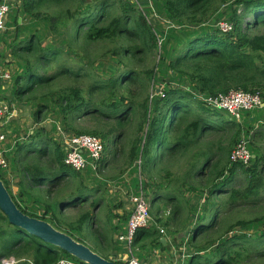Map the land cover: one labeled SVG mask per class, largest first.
Listing matches in <instances>:
<instances>
[{"label": "trees", "instance_id": "16d2710c", "mask_svg": "<svg viewBox=\"0 0 264 264\" xmlns=\"http://www.w3.org/2000/svg\"><path fill=\"white\" fill-rule=\"evenodd\" d=\"M20 1L23 14L57 32L63 43L60 48L44 46L35 32L25 38L15 33L10 55L21 71L9 74L12 96L6 102L0 96V101L26 99L35 105V123L40 124L50 109L66 132L99 138L103 153L97 163L102 169L117 167L114 176L140 160L141 180L134 178V186L145 193L154 223L185 233L183 238L188 235L193 253L186 264H264V229L260 230L264 227V163L258 168L263 156L255 154L248 166L232 162L230 151L240 136V125L221 118L191 93L167 87L162 96L151 100L158 32L144 12L128 0ZM153 2L164 7L159 8L174 29L200 25L222 6L233 5L225 20L231 24L230 32L216 27L192 35L174 47L166 65L193 82L201 95L242 90L260 95L264 102V0ZM108 56L116 58L115 74L97 76L94 64ZM87 122L91 128L82 127ZM33 133L15 145L12 156L20 177L18 198L32 202L20 204L0 172L13 202L22 213L48 222L111 260L110 235L119 227L112 225L110 214L102 215L106 187H90L88 176L65 165L62 144L44 126ZM237 175L242 179L235 184ZM186 194L197 198L190 201ZM114 216L124 221L122 215ZM187 222L193 224L190 231ZM249 229L254 234L245 232ZM162 236L151 223L149 229L136 232L133 244L160 246ZM8 258L16 264L74 259L10 224L0 211V260Z\"/></svg>", "mask_w": 264, "mask_h": 264}, {"label": "rangeland", "instance_id": "374dc122", "mask_svg": "<svg viewBox=\"0 0 264 264\" xmlns=\"http://www.w3.org/2000/svg\"><path fill=\"white\" fill-rule=\"evenodd\" d=\"M3 0H0V3ZM7 1L10 4V10L7 17V24L6 29L4 31V34L0 36V74H3L5 72L11 73L13 75L15 72H20L21 69L18 65H16V61L13 59V57L10 55L11 52V46L9 44L14 39L15 33H19L20 38H25L28 36L30 32H35L39 38H41L40 42L42 45H52L54 47L60 48L62 46V38L61 36L54 31H48V29L45 27L43 22H35L32 21L27 15L23 14L21 12V1L20 0H4ZM128 3L134 6V8H137L138 11H142L145 14L146 20L152 25V27L157 30L158 32V57L156 59V68H155V77L153 81V91L151 95V100H156V98H159L162 96L161 91L166 89L167 87H174L179 88L182 90H185L189 93H191L196 99L203 101V98L208 96H215V95H201L198 91V88L195 86L193 82H191L187 77L175 74L172 72L166 65L167 60H170L174 56L175 52V46L180 47L183 43H185L192 35L196 33L202 32L204 29H211L216 30V23L219 20H228L231 14L233 13V5L230 6V3L222 6L215 14L211 15L209 18H206L204 22L200 25H190L186 26L180 29H174V25L167 20L166 15L163 13V6L157 4V6L154 4L153 0L150 2L148 0H128ZM161 7V8H159ZM16 21L18 23V26L16 24ZM231 25V24H230ZM177 28V27H176ZM18 30V31H17ZM232 30V29H231ZM167 34V35H166ZM164 38H167L166 43H164ZM160 56H163L165 60L160 58ZM264 64V61H263ZM137 65L135 64L134 67ZM115 68H116V58L112 57H105L101 58L97 61V63L94 64L93 73L97 76H100L102 78H110L113 74H115ZM11 75L8 80H4V86L2 88L3 95H0L1 98L6 102L12 94L11 92ZM11 89V90H10ZM229 92V91H228ZM260 96V95H259ZM54 98L53 100H55ZM262 107L255 108L252 110H245L242 111L240 114V119L234 120L231 115L227 114L225 111L222 110H215L211 109L213 111H216L218 113V116L225 120H229L231 122H236L241 127L240 136L238 137L237 141L242 139L246 142L247 150L250 153L251 159H253L255 154H258L259 156H263V159L258 165V168H260L261 164L264 163V102L262 101V97L260 96ZM7 104V103H6ZM37 104V103H36ZM8 112L7 116L11 117L12 120L6 123L7 127V142H6V153L5 157L8 163V166L5 170L0 169V172L3 176V179L8 184V187L10 185H14L17 188L15 196H17L18 201L20 204L28 205L32 202L29 200L25 201V198H18L19 193V185L15 184L17 180L14 178V174L17 175V173H13V168H15L13 162H12V156L14 154L15 145L19 142H23V138H27V135H32L33 132H36L37 128L44 126L45 131L48 132V134L56 140L58 143H63V140L71 133L66 132L61 122L55 117L54 114H49V110L43 115L40 120L42 121L37 124L35 123L34 113H35V105L28 102L25 99L22 102H12L7 104ZM53 111L55 110V106L53 105ZM83 128H91L92 124L87 122L82 125ZM35 134V133H33ZM25 138V139H26ZM20 143V144H21ZM117 142L115 143L116 146ZM117 147V146H116ZM111 148V147H109ZM233 148L231 147L230 151V157L232 153ZM138 161V160H137ZM252 161L250 160V165ZM141 164V161H140ZM246 165V166H248ZM93 167H90L89 169H85L82 171H78L81 175H86L89 177L90 187L95 188L102 184L106 187V195L105 203L103 206V216H107L110 214V216H114L116 214H121L125 217L123 223L127 222V216L128 212L130 210V203L128 201V198L131 193L136 192L137 189L134 186L135 182L132 181L131 174H135V176L138 177V166L137 162L133 165V168L128 169L121 175H115L114 171L117 167L113 169L110 168H101L100 163H95ZM13 167V168H12ZM17 168V167H16ZM93 169V170H92ZM100 177L99 179L97 177ZM133 177V176H132ZM103 178H108L109 180H104ZM134 178V177H133ZM242 179L241 175L236 176V183L240 182ZM85 182L88 184V180L86 179ZM233 185V184H232ZM195 197H194V196ZM186 194V196L189 198L190 201H194L197 198L196 194ZM201 197L205 198V194L201 193ZM194 198V199H193ZM199 198V197H198ZM202 198V201H203ZM198 202V201H197ZM198 202V206H199ZM197 206V207H198ZM124 207V210L122 209ZM31 211L34 213H37L36 206L30 207ZM195 210V209H194ZM196 211V210H195ZM194 211V213H195ZM202 210L198 213L201 214ZM159 218H161L162 222L165 220L164 216L161 215ZM114 224L122 225L121 220L114 218ZM154 218L151 216V223L154 226H157L158 229L163 230V235H166L173 238L174 242L180 246L179 250L183 252L184 256L186 257L188 254L193 253V250L190 248V240L188 235L185 236V233H183V236L180 233L174 232L172 229H170L169 226H162L161 224L154 223ZM113 222V219L111 223ZM194 223V222H193ZM187 231H190L192 229V222H187L185 224ZM95 227V226H93ZM264 227H260V230H263ZM124 232L122 228L118 229V233ZM247 234H254L252 229L245 231ZM116 231L112 232L110 235V240L112 241V244H116L114 240V235L118 234ZM238 234H241L242 232L237 230ZM227 237H229L227 235ZM89 245H92L91 242H88ZM108 251V250H107ZM112 252V251H111ZM110 252V253H111ZM202 255L206 256L207 253L204 252ZM123 264V263H121Z\"/></svg>", "mask_w": 264, "mask_h": 264}, {"label": "built area", "instance_id": "2783aa9c", "mask_svg": "<svg viewBox=\"0 0 264 264\" xmlns=\"http://www.w3.org/2000/svg\"><path fill=\"white\" fill-rule=\"evenodd\" d=\"M149 2L151 0H148ZM10 10V4L7 1L0 3V35L5 30L7 17ZM216 27L223 33L231 31V25L225 21L220 20L216 23ZM9 73L0 74V79L8 80ZM203 101L210 109L222 110L231 115L234 120L240 119V114L245 110H252L262 107V102L258 94L245 92L242 90H230L227 93L218 94L215 96H208L203 98ZM8 107L3 101H0V169L5 170L8 166L4 147L7 142L6 123ZM65 150L64 164L72 170L78 172L85 170L88 167H93L97 163L103 153V144L101 140L92 135H68L62 143ZM230 160L235 163L248 165L251 156L246 147V142L242 139L238 140L231 153ZM138 177L140 178V160L137 161ZM130 194L128 201L130 203V210L127 222L123 228L124 232L118 234L116 240L119 244L125 247V258L121 260L123 264H159L157 262H145L139 260L134 255L133 240L136 232L140 229H149L151 227V216L149 213L150 205L145 196V193L140 189ZM163 234L164 231L160 230ZM17 261L13 258L1 259L0 264H16ZM57 264H80L75 259L62 258Z\"/></svg>", "mask_w": 264, "mask_h": 264}, {"label": "water", "instance_id": "95a60500", "mask_svg": "<svg viewBox=\"0 0 264 264\" xmlns=\"http://www.w3.org/2000/svg\"><path fill=\"white\" fill-rule=\"evenodd\" d=\"M0 211L7 217L10 224L26 230L49 245L59 248L77 261L85 264H119L116 261L101 257L87 245L77 242L69 235L56 230L48 222L22 213L13 202L1 178ZM160 242L164 244L165 238H160Z\"/></svg>", "mask_w": 264, "mask_h": 264}, {"label": "crops", "instance_id": "0c3cea01", "mask_svg": "<svg viewBox=\"0 0 264 264\" xmlns=\"http://www.w3.org/2000/svg\"><path fill=\"white\" fill-rule=\"evenodd\" d=\"M11 117H8L9 119L7 121V124L9 121L12 120ZM6 130H7V127H6ZM5 146H6V143H5L4 147ZM5 149H6V147H5ZM13 171H14L13 173H15L16 168H13ZM132 176L135 179L137 177V176H135V174H131L130 179L132 181L134 180V178ZM14 177H15L14 179L17 180L15 184H17L19 182V178H20L18 176V173H17V175L14 174ZM9 190L13 195H15L17 188L14 185H10ZM122 209L124 210V207ZM116 215L121 216L122 213L121 214L119 213ZM114 218L118 219L115 216H112V219H113L112 225L114 224V221H115ZM121 224L122 225H117V226L119 228L123 229L125 227L126 223L121 222ZM114 225H116V224H114ZM118 234H120V233H118ZM118 234L114 235V240H115L116 244L115 245L113 244L114 251H113L112 255L109 256V258L113 261L122 263L121 260H123L125 258L126 253H125V247L122 244H119L116 240ZM162 237L165 238V242H164V244L161 243L160 246H151V245H147V244H145L144 246H139V245L133 244L134 255L139 260H143V261L149 262V263L157 262L159 264H186L187 259H188V255L186 257L184 256L183 252H181L179 250L180 246L174 242V239L167 236V234L163 235ZM141 244H143V242H141Z\"/></svg>", "mask_w": 264, "mask_h": 264}]
</instances>
